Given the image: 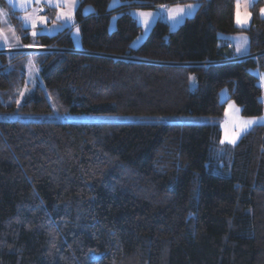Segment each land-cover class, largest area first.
I'll list each match as a JSON object with an SVG mask.
<instances>
[{"label":"trees","instance_id":"16d2710c","mask_svg":"<svg viewBox=\"0 0 264 264\" xmlns=\"http://www.w3.org/2000/svg\"><path fill=\"white\" fill-rule=\"evenodd\" d=\"M111 1L80 0L89 54L72 50L70 27L33 39L14 17L22 45L65 50L35 55L41 79L22 102L30 55L0 52V112L134 120L0 121V264H264V124L235 145L221 127L226 87L244 115L264 112L253 72L264 71V0L248 27L236 24V0ZM193 2L179 28L160 19L134 46L143 26L132 9ZM239 32L256 55L223 62Z\"/></svg>","mask_w":264,"mask_h":264},{"label":"rangeland","instance_id":"374dc122","mask_svg":"<svg viewBox=\"0 0 264 264\" xmlns=\"http://www.w3.org/2000/svg\"><path fill=\"white\" fill-rule=\"evenodd\" d=\"M74 1V0H71ZM70 1V2H71ZM122 3V0H112L110 3V7L114 8L119 6ZM196 3V2H193ZM237 3L240 4V19L245 20V23H238L243 26H248L250 23V5H252L251 0H237ZM192 7H199V3L197 6L195 4H189ZM189 5L184 7H189ZM179 7L175 6L171 10V24L172 28L176 29L180 27L187 18L193 17L196 14V11H189V8L180 12ZM70 8V7H69ZM59 11H62L64 14L67 13V9H62V7L57 8ZM156 9V8H155ZM198 9V8H197ZM94 10L92 5H88L86 8V12H90ZM57 10H51L48 15L35 18V22H27L26 20L22 22L23 27L29 30V34L33 39L37 37L40 33H55L61 29L60 27V19L59 15H56ZM133 15L136 16L138 22L143 26V32L135 39L134 46L141 45L146 38L148 37L150 31L152 30L154 24L160 20L161 11L154 9H132ZM68 15L67 21H64L67 26H70L72 30V35L74 38L75 45L79 48L82 46V32L81 28L77 25H74V19H76L75 14ZM32 17V16H30ZM118 15L113 16L111 23V30L116 28ZM1 19V18H0ZM43 22H46V25H43ZM49 23V24H48ZM35 33V34H34ZM229 37L233 40V45L235 46L238 52L247 51L249 49V35L245 32H239L235 34H229ZM19 37V32L16 27H12L11 24L5 23L2 28H0V44H14L16 43V39ZM37 46V47H36ZM30 48L34 47V49H45L44 51L49 50L48 47L55 46H41V45H19L17 48ZM10 48V47H9ZM2 48V49H9ZM14 48V47H13ZM47 49V50H46ZM14 50V49H11ZM39 51V50H38ZM41 52H33L28 53V65H27V86L21 90V99L25 98V95L31 90L29 85L35 86L38 81L41 79L39 67L35 61L36 54ZM7 54H11V52H4ZM130 59V58H128ZM234 61V60H232ZM253 72L259 77V83L262 86V95L261 100L264 103V71H262L259 67L254 68ZM196 85V79L192 77V87ZM230 91L229 88L226 87L221 91V101H227L226 109L224 115L221 117V127L223 130V139L222 142L224 144L235 145L237 144L241 137L249 131L251 128L257 125L264 124V112L260 115L248 116L244 115L242 112V106L239 105L235 100L229 99ZM3 120H22V121H70V122H130L134 120L132 116H120V115H102V114H88V113H67L60 112L55 110L49 113H28V112H0V121ZM164 120L171 122H212L210 117L207 116H191V115H170L164 117ZM248 121H253L251 124H247ZM235 137V142L233 143V138Z\"/></svg>","mask_w":264,"mask_h":264},{"label":"crops","instance_id":"0c3cea01","mask_svg":"<svg viewBox=\"0 0 264 264\" xmlns=\"http://www.w3.org/2000/svg\"><path fill=\"white\" fill-rule=\"evenodd\" d=\"M67 0V2H63V0H5L6 4L2 3L0 1V28H2V26H4L5 23H10L12 27H16L17 29V25L15 24L14 21V17H16L19 22H21V24H23L22 22H24L25 20L27 22H35V18H40L46 15H48L50 13L51 10H57L56 11V15H59L60 19H62L60 21V27L64 28V27H70L67 26V24L64 21H67L68 15H73L76 13V10L80 4V0ZM252 1V5L255 1L257 0H251ZM60 4L59 7H62V9H67V4H68V9H67V13L64 14L62 11H59L57 8H59L57 6V4ZM199 2L196 3H191V4H195L197 6ZM190 3L187 4H178V5H162V6H158L156 9L154 10H160L161 11V17L160 19L165 20L166 22H168L170 24V26H172V16H171V10L173 8H175V6H181L179 7L180 10L183 11L187 8H189V11H192V8L194 11L197 10L196 7H184L189 5ZM252 5H250L252 7ZM70 7V8H69ZM251 7H250V22L252 20V12H251ZM262 10H264V4L261 8V16L264 17V12H262ZM63 13V14H62ZM236 13H237V0H236ZM133 14V13H132ZM32 16V17H30ZM136 17V16H135ZM236 19V24L239 27H248V26H243L237 23V16L235 17ZM74 25H77L76 23V19L73 20ZM49 24V23H48ZM43 25H46V22H43ZM71 28V27H70ZM172 28V27H171ZM179 28V27H178ZM173 29V28H172ZM177 29V28H176ZM18 30V29H17ZM73 30V29H72ZM175 30V29H173ZM228 38L230 39V50L234 52V57L233 58H229L227 60H240V59H244L247 58L251 55L249 49L247 51H242V52H238L235 48V46L233 45V40L231 39V37L228 36ZM16 43L14 44H9V45H5V44H0V47L2 48H9L6 49L8 52H11L13 50L11 49H19L17 48V46L22 45L21 43V36L19 34V37L16 39ZM14 47V48H13ZM37 47V46H36ZM31 49H34V47H30ZM28 48V49H30ZM77 49H81V47H77ZM35 50H39V51H44L45 49H35ZM47 50V49H46ZM48 51V50H47Z\"/></svg>","mask_w":264,"mask_h":264},{"label":"water","instance_id":"95a60500","mask_svg":"<svg viewBox=\"0 0 264 264\" xmlns=\"http://www.w3.org/2000/svg\"><path fill=\"white\" fill-rule=\"evenodd\" d=\"M46 47V46H45ZM49 48V50L48 51H60V50H65V49H61V48H58V47H48ZM73 51H75V52H81V53H90L89 51H86V50H84V49H77V48H75V49H72ZM0 52H7V50L6 49H2V50H0ZM12 52H25V53H33V52H41V51H38V50H35V49H28V48H19V49H16V50H13ZM44 52V51H43ZM256 54H251L249 57H253V56H255ZM130 59H133V60H139V61H141V60H143V59H140V58H135V57H129ZM248 58V57H247ZM227 61H230V60H225V61H223V62H227ZM213 63H215V62H207V63H201V64H213ZM173 64H183V65H191V64H200V63H173Z\"/></svg>","mask_w":264,"mask_h":264},{"label":"snow or ice","instance_id":"6c2138e0","mask_svg":"<svg viewBox=\"0 0 264 264\" xmlns=\"http://www.w3.org/2000/svg\"><path fill=\"white\" fill-rule=\"evenodd\" d=\"M63 2L66 3L67 0H63ZM57 6L59 7L60 4L58 3ZM189 7H192V5H189ZM239 9H240V4L237 3V13H236V16H237V23H245V22H246V19H245V20H241V19H240V15H241V13H240ZM262 12H264V10H262ZM62 14H63V13H62ZM34 34H35V33H34ZM251 123H253V121H248V122H247V124H251ZM232 142H233V143L235 142V137L233 138V141H232Z\"/></svg>","mask_w":264,"mask_h":264}]
</instances>
